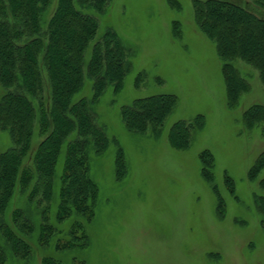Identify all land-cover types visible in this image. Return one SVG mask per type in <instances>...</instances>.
<instances>
[{"label":"rangeland","instance_id":"obj_1","mask_svg":"<svg viewBox=\"0 0 264 264\" xmlns=\"http://www.w3.org/2000/svg\"><path fill=\"white\" fill-rule=\"evenodd\" d=\"M193 1L108 0L102 13L88 11L98 28L85 51L83 84L72 102L92 98V81L85 72L90 48L107 31L117 34L129 64L120 89L107 83L92 104L95 124L104 130L108 145L97 153L90 140L86 148L89 176L98 188L93 219L83 223L88 244L54 248L58 239L62 246L72 224L71 217L56 221L60 157L48 207L15 195L0 219V224L11 225V213L19 209L38 230L45 212L47 224L59 234L46 247L38 246L35 236L28 237L31 259L8 256L4 264H42L46 257L60 264H264V215L256 204L264 196L260 186L264 170L249 176L264 152V124L249 130L242 121L248 108L264 106V88L252 66L233 60L248 91L228 106L224 61L215 43L196 26ZM243 2L261 11L253 0ZM159 95L176 100L162 126L144 133L128 130L122 108ZM198 117L201 126L194 123ZM179 121L192 125L188 146L182 149L168 139ZM12 146L9 133L1 131L0 153ZM119 151L125 164L122 178L116 167ZM204 151L213 157L211 182L203 175Z\"/></svg>","mask_w":264,"mask_h":264},{"label":"trees","instance_id":"obj_2","mask_svg":"<svg viewBox=\"0 0 264 264\" xmlns=\"http://www.w3.org/2000/svg\"><path fill=\"white\" fill-rule=\"evenodd\" d=\"M108 0H0V132L7 131L13 146L0 153V219L15 195L28 202L47 204L52 199L56 165L62 157L57 189V223L72 218L64 232L66 240H55L56 251L84 248L88 244L83 223L94 216L98 188L89 176L86 148L93 141L95 151L102 153L108 145L104 130L95 124L92 104L101 96L107 83L115 91L121 87L129 70L126 50L117 34L107 31L93 43L86 66V77L92 81V98L72 102L83 84L85 51L95 38L98 22L88 11L102 13ZM171 3V2H170ZM193 1L194 22L215 43L224 61L227 104L237 103L248 91V85L232 66L241 60L252 66L264 88V0ZM173 5V4H172ZM173 95L150 96L133 101L121 110L125 127L144 133L160 128L175 105ZM202 117L195 120L202 125ZM251 130L264 124V106L253 105L242 117ZM192 125L179 121L171 127L170 144L182 149L188 146ZM205 180L211 182L209 169L213 157L208 151L200 155ZM118 178L125 173L122 153L116 159ZM264 170L262 152L249 170L256 177ZM226 183L232 192V181ZM264 191V177L260 180ZM264 215V196L257 202ZM43 212L38 230L19 209L11 213V225L0 224V264L11 256L30 260L33 251L28 237L46 247L59 231L47 224ZM42 264H60L46 257Z\"/></svg>","mask_w":264,"mask_h":264}]
</instances>
